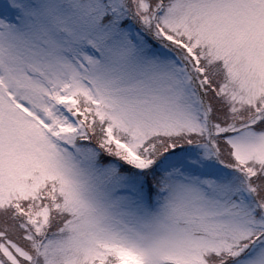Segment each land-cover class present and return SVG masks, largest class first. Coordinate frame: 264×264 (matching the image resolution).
<instances>
[{"label":"snow or ice","instance_id":"obj_1","mask_svg":"<svg viewBox=\"0 0 264 264\" xmlns=\"http://www.w3.org/2000/svg\"><path fill=\"white\" fill-rule=\"evenodd\" d=\"M0 264H264V0H0Z\"/></svg>","mask_w":264,"mask_h":264}]
</instances>
